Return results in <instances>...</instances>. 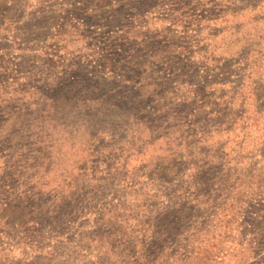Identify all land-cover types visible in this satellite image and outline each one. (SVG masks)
Returning <instances> with one entry per match:
<instances>
[{"label":"rangeland","instance_id":"rangeland-1","mask_svg":"<svg viewBox=\"0 0 264 264\" xmlns=\"http://www.w3.org/2000/svg\"><path fill=\"white\" fill-rule=\"evenodd\" d=\"M0 264H264V0H0Z\"/></svg>","mask_w":264,"mask_h":264}]
</instances>
